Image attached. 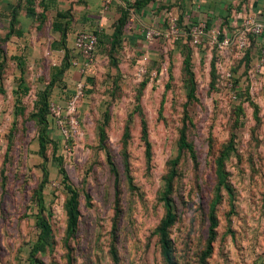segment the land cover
Here are the masks:
<instances>
[{
	"label": "rangeland",
	"instance_id": "374dc122",
	"mask_svg": "<svg viewBox=\"0 0 264 264\" xmlns=\"http://www.w3.org/2000/svg\"><path fill=\"white\" fill-rule=\"evenodd\" d=\"M149 28L138 48L95 47L94 66L78 76L43 28L0 38V264H164L156 229L168 182L175 264H264V46L251 35L242 50L221 49L215 27L200 45L173 33L146 39ZM47 89L58 112L46 116L43 153L36 100ZM181 132L195 159L180 149ZM224 151L228 191L217 194Z\"/></svg>",
	"mask_w": 264,
	"mask_h": 264
},
{
	"label": "crops",
	"instance_id": "0c3cea01",
	"mask_svg": "<svg viewBox=\"0 0 264 264\" xmlns=\"http://www.w3.org/2000/svg\"><path fill=\"white\" fill-rule=\"evenodd\" d=\"M171 12L187 26L205 22L209 28L228 34L246 15L264 22V0H0V38L20 41L28 31L43 28L53 35L50 48L62 51V57L70 51L71 63L78 59L73 50L78 31L94 32L98 35V48L108 51L121 22L116 51L122 45L138 48L145 44L142 30L163 28ZM254 39L264 46V35L253 36L252 42ZM13 57L18 66L20 57ZM70 68L79 75L78 69Z\"/></svg>",
	"mask_w": 264,
	"mask_h": 264
},
{
	"label": "trees",
	"instance_id": "16d2710c",
	"mask_svg": "<svg viewBox=\"0 0 264 264\" xmlns=\"http://www.w3.org/2000/svg\"><path fill=\"white\" fill-rule=\"evenodd\" d=\"M180 21V19H179ZM122 30H121V22L120 25L117 26L116 31L113 33L112 35V46L110 47V49L108 50V54L111 55L112 52L116 51V47L117 44L119 42L120 36H121ZM97 35V34H96ZM98 36V35H97ZM223 34L222 32H219L218 37L222 38ZM97 43H98V37H97ZM109 55V57H110ZM66 58V57H64ZM189 59L187 58V56L184 57V66L189 70ZM18 67H19V72H20V80L22 81L24 78L22 77V71H23V62L18 61ZM68 64L66 63L65 67ZM91 68H89L88 70H90ZM87 70V71H88ZM189 73V72H188ZM24 92L27 91V87L26 86H22L21 87ZM16 91V90H15ZM49 89L44 90V91H40L38 92V100H36L37 103V122L40 126L39 129V134H38V138H39V147H40V151L44 153V151L46 150V140L49 139V134L46 132L45 133V127H46V116H48L49 114ZM20 94V92H19ZM179 147L180 149H183L188 151L190 153V155L192 156L193 159H195L194 156V151L192 146L187 142L186 137L184 132L180 133V137H179V141H178ZM227 153L222 152L220 154V157L218 158V177H219V181H218V192L217 194H219V191H221L222 189H226L228 191V184L226 183V177H225V171L223 168V158H225ZM113 171V175L115 178V191H114V201L116 204V210L118 212V208H119V195L117 192V180H118V176L115 173V170L112 168ZM61 173L63 174V171L61 170ZM128 183L130 185L133 184L132 178L131 176H128ZM68 191L70 193L68 199H67V204H66V211H67V215H68V220H67V229H69V231L71 233L75 232V229L77 227V222H78V210H77V202H76V194L70 189L68 188ZM171 183L168 182L167 186L165 187V189H163L162 194L160 196L159 199H161L163 201L164 207H165V212H164V216L162 221L160 222V225L157 227L156 229V233L158 234L159 237V242H160V246H161V252H162V256H163V261L164 264H175L174 262V258L172 256V247H171V239L169 237V229L174 221V217H175V212H174V205L172 203V199L170 198V193H171ZM212 210L209 214V235H210V240L213 239V237L215 236V230L217 228V219H216V215H215V207H212ZM39 224H41L42 229H41V237L42 239L44 238V236L48 233V229L47 226L45 225V223L40 220ZM42 239H40L42 241Z\"/></svg>",
	"mask_w": 264,
	"mask_h": 264
},
{
	"label": "built area",
	"instance_id": "2783aa9c",
	"mask_svg": "<svg viewBox=\"0 0 264 264\" xmlns=\"http://www.w3.org/2000/svg\"><path fill=\"white\" fill-rule=\"evenodd\" d=\"M109 3L111 0H105ZM181 24V28L179 27ZM176 15L169 13L166 25L163 28H149L144 31L145 38L161 37L165 34H177V36H187L190 38L191 43L194 45H200L201 41L208 35L214 34V31H208L209 27L205 22H199L194 25L186 26L182 25ZM185 28H183V27ZM208 33V34H207ZM263 36L264 35V22L258 21L252 15L244 16L243 20L237 25L234 30L228 34H223L219 40L215 36H211V41L217 47L231 48L242 50L249 45L250 36ZM95 47H97V35L94 32L81 30L75 35L73 50L78 55L77 60H71V65L78 69L81 74H86L87 70L95 64ZM260 64L264 63L263 53L259 58ZM230 75L229 73L227 74ZM82 84L78 83L76 87V95L68 103V109L70 112H74L76 108V99L81 94ZM50 113L53 114L58 110L50 103Z\"/></svg>",
	"mask_w": 264,
	"mask_h": 264
}]
</instances>
